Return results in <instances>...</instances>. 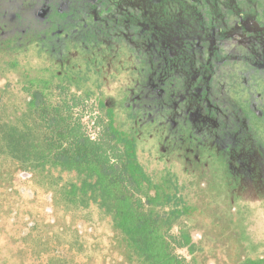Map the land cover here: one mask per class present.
<instances>
[{
  "label": "flooded vegetation",
  "instance_id": "flooded-vegetation-1",
  "mask_svg": "<svg viewBox=\"0 0 264 264\" xmlns=\"http://www.w3.org/2000/svg\"><path fill=\"white\" fill-rule=\"evenodd\" d=\"M199 8L186 0H0V93L7 87L11 110L21 107L24 79L8 67L32 65L34 57L41 61L34 65L97 84L96 94L134 134L144 168L174 176L196 209L184 218L202 247L198 264H235L264 257V239L251 229L254 209L240 201L245 179L264 188V21L244 0H216L214 16L229 21L210 28ZM238 31L245 43L235 52L227 43ZM117 58L121 67L110 70ZM115 70L129 73L128 81L112 86ZM91 115L96 137L104 135L105 117ZM158 120L170 136L154 152L141 138Z\"/></svg>",
  "mask_w": 264,
  "mask_h": 264
},
{
  "label": "trees",
  "instance_id": "trees-1",
  "mask_svg": "<svg viewBox=\"0 0 264 264\" xmlns=\"http://www.w3.org/2000/svg\"><path fill=\"white\" fill-rule=\"evenodd\" d=\"M209 1L186 0L193 11L203 3L207 27L224 29L229 19L214 16L216 0ZM244 1L263 23L264 0ZM16 67L12 60L8 68L24 79L21 107L11 110L7 87L0 93V264H95L84 238L95 225H86L84 209L108 219L113 264H198L202 247L184 218L196 209L174 176L144 168L134 134L96 94L98 85L50 65ZM93 111L107 128L95 139L85 120Z\"/></svg>",
  "mask_w": 264,
  "mask_h": 264
},
{
  "label": "rangeland",
  "instance_id": "rangeland-1",
  "mask_svg": "<svg viewBox=\"0 0 264 264\" xmlns=\"http://www.w3.org/2000/svg\"><path fill=\"white\" fill-rule=\"evenodd\" d=\"M232 35V34H231ZM233 38L228 41L227 47L228 49L235 50V52L240 51V46L245 43L244 34L238 32H233ZM63 43V41H62ZM67 43V42H66ZM64 46V45H62ZM50 57L45 56L44 58ZM121 58H117L116 60L112 61L110 59V63H108L110 70H113L114 68L118 67L121 63ZM32 64H38L41 63L38 58L34 57L30 60ZM121 67V66H120ZM118 67V68H120ZM124 69V66H122L121 70ZM114 71L113 75L110 77H113L112 79V86H117L120 81L127 82L129 73L125 71ZM121 71V72H120ZM109 77V78H110ZM118 81V83H117ZM111 85V84H110ZM19 86V85H15ZM11 96L14 97V100L12 101V104L17 105L20 103V95L17 91V88L11 89ZM13 118H11L12 121ZM86 120V127L87 131L91 133L93 137H96L97 129L95 126H93V119L87 115L85 117ZM165 126L162 124L161 120H158L155 124H148L146 127L145 134L141 138V145L144 147V149H151L154 152H159L160 149L163 146L164 140L169 138L170 134L168 133L167 129L164 128ZM163 143V144H162ZM257 184H255L253 181L245 179L243 189H241V203L248 205L249 208L254 209L253 210V217L252 219V225L251 229L254 231L255 236L258 239H264V207H262L261 202L263 196H261V192L264 191L263 187H256ZM26 194V193H23ZM84 215V221L86 225L89 223H93L94 230L92 231L91 235H85L84 238L88 243L89 247V253L92 254V258L95 262V264H105L106 260L108 261V264H113L112 258L116 255L115 251H112L110 255H107L108 251V239H109V223L107 218H100L99 214L94 209H84V211L81 213ZM82 227V226H81ZM100 231V232H99ZM197 233V232H196ZM194 233V236L197 237V234Z\"/></svg>",
  "mask_w": 264,
  "mask_h": 264
}]
</instances>
